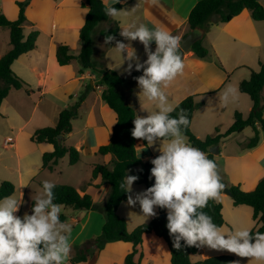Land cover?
<instances>
[{
  "label": "crops",
  "instance_id": "crops-1",
  "mask_svg": "<svg viewBox=\"0 0 264 264\" xmlns=\"http://www.w3.org/2000/svg\"><path fill=\"white\" fill-rule=\"evenodd\" d=\"M24 1L28 0H0V13H4L9 20H16L19 15L17 3ZM199 1L159 0V4L151 5L147 0H127L123 8L130 11L138 5L136 11L111 19L119 23L120 30L131 22H136L137 25L144 23L149 28L154 26L164 28L173 35L180 36L182 41L189 33V14ZM260 2L264 7V0ZM107 3L112 5L114 0H107ZM87 13L88 8L82 5V0H29L26 7L24 37L27 38L32 31H38L39 34L36 47L17 58L12 63V70L29 85L30 92L12 89L0 106V147L3 146V150L10 151L6 161L1 160L5 154H0V181L13 182L15 192L12 195L19 193L18 198L23 194L24 199L30 185L42 174H46L45 172H48L50 182L52 178L55 179V174L62 175L58 167L63 158L53 170L42 166L43 154L53 151L54 146L46 142H33L31 136L37 129L55 126L60 112L70 108L84 91L85 99L78 116L72 121V130L65 137V144L81 153L80 161L73 166L82 164L85 170L77 182L70 185L76 187L81 194H90L93 201L98 204L104 203L110 192V185L101 177L92 181V173L96 164H108L110 168L113 167L111 156L100 155L97 149L111 141L116 115L104 101L102 97L104 86L100 85L93 69L83 68L77 59L65 65L59 64L57 60V48L60 45L68 46L72 55H79L82 48L79 35ZM103 26L110 27L111 24ZM117 40L130 43L141 62L147 59L144 47L138 40L127 41L124 38ZM203 45L209 51L208 56L201 58L193 51L186 52L183 56L185 63L183 75L178 76L165 90L168 104L173 108L191 95L203 102L194 113L191 123L192 131L200 139L206 138L216 129H219L220 133H225L233 124L235 113L239 112L244 117L250 114L253 101L248 94L240 91L239 85L243 80L250 78L252 70L258 71L260 63L264 62V20L254 19L251 11L245 9L228 22L212 25L205 34ZM114 47L115 41L106 48L103 36L97 40L93 37V58L98 66L105 65L126 79L118 86V90L124 95L126 102L135 109L136 115L147 116L148 113L157 110L156 105L143 97L139 98L140 89L133 76L135 70L131 75L124 73L128 62L125 60L121 65L122 57ZM155 47L153 42L151 44L153 51ZM11 48L9 29L0 27V58ZM102 50L103 53L99 57L98 54ZM124 55L126 56V53ZM228 86L237 89V93L225 105L219 102L218 94ZM262 95L264 100V89ZM253 135L251 127H246L240 133H232L221 140L218 153L213 154L222 179L229 185H239L244 191H251L264 176V134L261 133V139L255 147L247 148L245 144ZM9 138L11 141L8 142ZM165 142H157L153 146L147 143L140 144L137 147V154L143 161H151L161 154L158 149L162 148ZM186 142L188 143L187 137ZM138 172L139 168H135L129 174L139 176ZM43 181H45L43 178L39 181L40 186ZM90 181L92 185H87ZM145 189L144 184H133V194ZM227 198L228 195L222 193L218 200L222 204V213L225 206H229ZM230 200L234 205L232 198ZM246 206H235L237 211L234 212L247 213L242 209ZM251 210L253 218V209ZM156 211L158 213V208ZM117 213L126 220L129 231H133L146 221L139 204L130 207L123 201L118 206ZM95 214L93 210H73L70 216L64 215L67 217L65 221L71 226L80 227V234L97 222L99 231L92 232L90 236H93L102 232L105 223L104 215L95 218ZM15 215L20 216L18 212ZM151 219L153 218L146 222ZM255 222L252 228L258 226L257 221ZM74 230L75 228H72V231ZM132 251L131 242H108L103 249L96 251L93 256L79 264H124L126 256ZM140 251L142 256L140 257L138 253L135 258L140 264H172L168 244L155 233L144 235ZM74 254L71 250L70 258L67 260L69 264ZM196 254L191 255L193 262L221 253L208 254L204 251L201 258H196Z\"/></svg>",
  "mask_w": 264,
  "mask_h": 264
},
{
  "label": "trees",
  "instance_id": "trees-1",
  "mask_svg": "<svg viewBox=\"0 0 264 264\" xmlns=\"http://www.w3.org/2000/svg\"><path fill=\"white\" fill-rule=\"evenodd\" d=\"M17 4L19 6V15L16 20H9L4 13H0V27L9 29L12 45V48L0 58V106L12 89H24L27 93L30 92L29 85L12 70V63L21 55L36 47L39 33L38 31H32L27 38L24 37L23 29L27 21L26 7L29 4V0L18 2ZM82 5L88 8V13L79 35L82 42L81 51L79 55L74 56L70 53L68 46L60 45L57 48V60L59 64L65 65L77 59L83 68H91L95 71L100 85L104 86L102 97L116 115V124L109 144L97 149L98 154L111 156L113 167L110 168L108 164H96L92 173V181L97 177H101L110 185V192L105 202L102 204L95 203L90 194H81L76 187L70 184H55L53 190L54 203L71 208L74 211L96 210L105 217L101 234L93 238L88 245L77 249L74 256L71 257L70 263L79 264L86 261L96 249H103L108 242L125 241L133 244V251L126 256L124 264H140V261L135 258L138 253L140 257L142 256L140 250L143 237L145 234L155 233L168 244L172 264H231L232 261L236 260L235 256L231 254L212 256L193 262L191 255L196 254L200 248L183 247L182 250L177 251L173 247L172 238L166 228L167 213L164 209L158 208V216L156 218L138 225L133 231L127 229L126 220L118 215V206L127 200L128 195L120 188L126 171L129 170L130 172L135 168L142 169V171L138 172L139 179L135 183L144 184L147 189L154 184V178H149L150 169L153 165L150 161H143L137 154V147L140 144H146L147 141L137 140L131 136L136 111L126 102L124 95L118 90V86L123 84L126 79L105 65L98 66L93 58V32L103 24H111L110 27H101L99 29L100 35L103 36L104 40L106 35H113L116 40L121 39L123 37L119 34L121 31L120 25L110 17L105 16V3L103 0H82ZM113 6L120 9L124 7V4L117 3ZM245 9L251 11L254 19L264 20V7L260 0H200L189 14L188 25L189 32L199 33L201 37L193 43L189 51H193L201 58L208 56L209 51L203 45V40L209 28L217 23L228 22ZM112 43L106 45V48H109ZM185 53L182 49L180 50L182 58ZM141 73L142 71H134L133 76L135 77ZM239 88L241 92L251 97L253 107L247 117H244L239 112L235 113L234 122L225 133H220L219 129H216L214 133L204 139H200L194 134L191 129L192 119L196 110L203 105V102L197 100L194 95L186 97L170 113L172 117H177L180 109L186 110L190 123L187 128H182L183 135L188 138L189 144L204 151L208 158L214 161V155L210 153V148L219 145L221 140L228 135L240 133L246 127H251L254 135L245 146L253 148L259 143L261 133L264 134V100L262 95L264 89V62L260 63L258 71H251L250 78L243 80ZM85 96L86 92L84 91L70 108L63 109L55 126L37 129L32 134L31 140L33 142H46L54 146L53 151L43 154V168L53 170L66 155H68L71 165L80 161L81 153L76 148L67 146L65 137L72 130V121L78 116ZM59 135H62L63 138L58 139ZM92 181L88 182L87 185H92ZM222 182L226 185V188H229L235 206L247 205L253 209V219L257 221L258 226L252 228L251 232L253 234L256 232L264 233V176L251 191H244L239 185H229L223 179ZM41 187L43 188V184H41ZM14 192L15 184L13 182L5 180L1 183L0 199L14 194ZM203 211L207 212L213 218V222L220 228L226 223L220 202L210 200L208 207L203 209ZM160 215H163V217H160ZM66 218V215L60 214L61 221H65ZM183 243L181 241L182 245Z\"/></svg>",
  "mask_w": 264,
  "mask_h": 264
},
{
  "label": "clouds",
  "instance_id": "clouds-1",
  "mask_svg": "<svg viewBox=\"0 0 264 264\" xmlns=\"http://www.w3.org/2000/svg\"><path fill=\"white\" fill-rule=\"evenodd\" d=\"M104 2L105 16L113 19L134 13L138 7L129 11L113 6L126 4L127 0H114L112 5L107 0ZM147 2L159 4V0ZM119 34L127 41L138 40L147 59L141 62L130 43L116 40L113 35H106L104 44L115 41L114 49L122 57L121 65L125 60L128 62L124 73L131 75L133 70L142 71V75L134 77L140 89L138 96L154 102L157 109L147 116H135L131 136L147 141L150 146L166 141L158 149L161 154L150 161L153 165L149 177L154 178L152 186L133 194V184L139 176L126 171L120 184L128 194L126 206L139 204L146 221L158 216L157 208L167 210L166 228L177 251L183 247L206 246L240 258L264 261V233L253 234L247 228L223 232L203 211L210 200L220 199L226 185L216 162L186 142L182 132V128H187L190 123L186 110L180 109L177 117L170 115L175 109L168 104L165 90L184 73L181 37L164 28H149L147 24L137 25L136 22L121 27ZM153 42L156 45L154 51L151 48ZM236 93L234 87H226L218 94L219 102L226 105ZM42 184V193L31 197L34 202L31 214L26 212L23 217L15 215L25 203L23 194L20 198L9 195L0 199V264H66L70 258L72 227L60 219L62 206L54 203L55 184L47 180ZM231 264H240V260Z\"/></svg>",
  "mask_w": 264,
  "mask_h": 264
},
{
  "label": "rangeland",
  "instance_id": "rangeland-1",
  "mask_svg": "<svg viewBox=\"0 0 264 264\" xmlns=\"http://www.w3.org/2000/svg\"><path fill=\"white\" fill-rule=\"evenodd\" d=\"M103 25L99 26L93 32V37L95 38V40L100 39L101 35L99 33V29L101 27H104ZM102 53H103V50L101 52H99V54H98L99 57H101ZM9 152L10 151L3 150V146L0 147V154L1 155L5 154V156L3 158H1L2 161L7 160V157L10 155ZM58 169L61 170L62 175L55 174L54 175L55 179L52 178L51 182H59V184H63V183L74 184L77 182L78 177L84 173L85 166H83L82 164H78V166L71 165L69 163V157L66 156L60 162ZM3 173H4V171H3ZM45 173L46 174H42L40 177H38L35 183L30 185L28 192L26 193V195L23 199L25 201V203L20 207V210L18 211V215H20V217H23V215L26 212L28 214H31V205L33 203V200L31 199V197L32 196L35 197L37 194L42 193L43 189L40 186L39 181L42 180V178L44 180L48 181V172H45ZM2 182L0 181V185ZM18 194L19 193H15L14 196L16 198H18ZM231 198L232 197L228 195L227 199L229 201V206H225L224 211H223L224 218L227 221V223L221 227V230L223 232L236 231V230L245 229V228L251 230V228L253 226H255V224H256V222L252 218L251 208L249 206L242 208V209H245L247 211V213H242V214L235 213L234 211H237V210H235V206L232 204V202L230 200ZM61 206H62L61 213L67 214V216H70L69 214L73 213L72 209L66 208L63 205H61ZM81 211H85V210H81ZM93 211H94V213H96L95 218H99V217H101V215L103 216V214L100 213L99 211H96V210H93ZM71 227L75 228V230L71 231V234H70V242L72 244V251H74V253H76L77 249L88 245L92 241L93 238L98 236V235L90 236L92 234V232H94V231L98 232L99 231V228L97 226V222L94 223V225L92 227H88L84 232L81 231L82 234L79 233V229H80L79 226L74 225ZM96 251H98V249H96L95 252ZM204 251L208 254H216V253H221L218 255L231 254V253H228L227 251L212 250V249H209L208 247L205 246V247H201V250H199L198 253L196 254V258H201ZM95 252L90 256H93L95 254ZM231 255L235 256L236 260H240V264H264V261H257L254 259L249 260L248 258L237 257L235 254H231ZM213 256H217V255H213ZM66 264H69V263L66 261Z\"/></svg>",
  "mask_w": 264,
  "mask_h": 264
},
{
  "label": "water",
  "instance_id": "water-1",
  "mask_svg": "<svg viewBox=\"0 0 264 264\" xmlns=\"http://www.w3.org/2000/svg\"><path fill=\"white\" fill-rule=\"evenodd\" d=\"M200 37H201V34H199V33L189 32L188 34H186L183 37V39L181 41L182 42L181 49L184 52H188L190 50L191 46L193 45V43L196 42L198 39H200ZM62 138H63L62 135L58 136V139H62ZM218 150H219L218 145L214 146V147L210 148V153L217 154ZM223 193L231 196V192H230L229 188H225ZM160 217H163V215H160Z\"/></svg>",
  "mask_w": 264,
  "mask_h": 264
},
{
  "label": "built area",
  "instance_id": "built-area-1",
  "mask_svg": "<svg viewBox=\"0 0 264 264\" xmlns=\"http://www.w3.org/2000/svg\"><path fill=\"white\" fill-rule=\"evenodd\" d=\"M11 141V138L8 139V142Z\"/></svg>",
  "mask_w": 264,
  "mask_h": 264
}]
</instances>
